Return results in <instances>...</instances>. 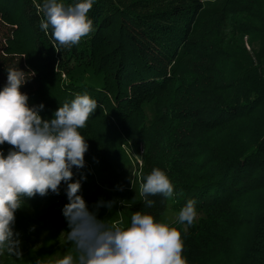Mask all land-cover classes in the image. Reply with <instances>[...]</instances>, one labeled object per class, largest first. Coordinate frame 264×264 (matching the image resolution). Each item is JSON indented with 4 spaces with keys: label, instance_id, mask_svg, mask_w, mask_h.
<instances>
[{
    "label": "trees",
    "instance_id": "1",
    "mask_svg": "<svg viewBox=\"0 0 264 264\" xmlns=\"http://www.w3.org/2000/svg\"><path fill=\"white\" fill-rule=\"evenodd\" d=\"M206 1L214 0H173L143 10L126 0H93L88 13L93 30L70 47L60 46L51 28L47 34L40 29L44 0H0V10L7 19L19 4L17 24L32 36L36 79L29 90H41L44 83L42 96L48 99L51 87L52 107L84 94L97 101L78 129L91 145L85 155L119 165L118 144L128 138L138 145L140 137L147 151L140 185L153 169L164 171L173 184L171 197H148L151 207L141 195L120 203L124 226L136 211L164 223L170 200L174 209L192 200L205 217L186 227L177 220L165 223L180 230L187 264H264V34L251 53L243 41L250 31L222 29L248 1L217 0L219 9L200 16L211 5ZM57 2L67 7L78 0ZM78 67L103 75L102 84L77 82ZM8 69L0 65V74L7 77ZM146 103L155 111L151 120ZM79 170L73 166V180ZM63 194L49 191L29 199L34 206L42 200L54 204L68 200Z\"/></svg>",
    "mask_w": 264,
    "mask_h": 264
},
{
    "label": "clouds",
    "instance_id": "2",
    "mask_svg": "<svg viewBox=\"0 0 264 264\" xmlns=\"http://www.w3.org/2000/svg\"><path fill=\"white\" fill-rule=\"evenodd\" d=\"M92 7L93 0H78L67 7L57 0H44L39 27L45 34L51 28L60 46L76 45L93 30L88 16ZM30 76L19 68H9L7 82L0 88V145L11 146L6 154L0 149V254L22 256L13 228L24 198L45 196L49 191L59 194L64 182L68 203L61 212L69 229L65 243L73 246L75 256L65 254L56 264H187L177 228L140 211L123 226L122 222L99 220L88 210L80 195V180L72 179V168L85 166L88 144L78 129L85 127L99 105L87 94L78 95L44 119L39 114L43 103L30 106L28 95L20 91ZM173 191V184L160 169H153L140 185V195L148 207L153 203L149 196L168 198ZM111 205V201H98L96 207ZM194 205L189 200L181 208L179 223L193 224L197 215Z\"/></svg>",
    "mask_w": 264,
    "mask_h": 264
},
{
    "label": "rangeland",
    "instance_id": "3",
    "mask_svg": "<svg viewBox=\"0 0 264 264\" xmlns=\"http://www.w3.org/2000/svg\"><path fill=\"white\" fill-rule=\"evenodd\" d=\"M133 6H139L141 9L153 10L160 7H166L169 2L173 0H126ZM131 1V2H130ZM245 8L238 14L231 17L223 26L224 31H250L243 35L246 49L251 53H255L260 48L261 35L264 34V0H247ZM211 2L201 10L200 16L203 12L206 14L210 10L219 9L221 2ZM143 7V8H142ZM209 7V8H208ZM13 12L9 18L6 19L5 14L0 10V65H6L8 68H19L24 71L27 76L34 72L36 65L35 59L37 57L32 47V36L30 31L25 30L20 22V6L15 4L12 7ZM17 27V28H16ZM15 29H18L15 31ZM78 74L74 72L77 82L100 85L102 84L101 74H93L91 70L78 67ZM64 78L67 77L64 73ZM36 76L31 75L27 81L21 86L20 91L26 93L29 97L28 103L30 106L39 105L43 103L42 118H51L54 111L58 107L49 106L48 99L52 98L54 90L51 87L47 88L48 99L42 96L45 84H40L41 90H29L27 87L35 83ZM7 82V77L0 74V88ZM49 89V90H48ZM33 103V104H31ZM146 112L148 113V120L153 118L155 111L151 103L145 104ZM138 145H135L133 140L128 139L119 143V151L123 154V158L119 165L109 164L108 162L100 163L91 159L89 155H85V166L80 168L79 177L81 190L80 195L86 201L88 210L94 212L97 219L106 220L108 223L122 222L125 225L126 219L123 217L120 209V203H133L140 198V178L139 168L143 161V155L146 154V144L143 140L137 137ZM9 148L10 145L5 143ZM90 143L88 150H90ZM112 148V147H111ZM1 149V148H0ZM93 150V149H92ZM94 151V150H93ZM98 149L95 153L98 154ZM5 154L7 152L3 151ZM93 154V153H92ZM99 154L98 156H100ZM105 162V161H104ZM77 172V171H76ZM83 176V179L81 177ZM67 185L61 182L59 194H66L65 189ZM51 192V191H50ZM53 193V192H51ZM62 197V196H61ZM58 197H54L56 199ZM60 198V197H59ZM61 199V198H60ZM102 201L105 204L112 202L111 208L107 206L96 207L97 202ZM68 203V200L56 202L52 204L47 200H42L39 206H34L29 198L24 199L22 209H25L27 215L21 217L20 211L15 213L14 232L18 234L17 238L20 241V250L22 256L17 257L10 253L0 254V264H56L58 259L63 258L65 254H72L75 256V251L72 245L65 243V232L68 231V224L62 215L61 209ZM172 202L169 201L167 207L162 214L164 223L178 221V214L181 209H172ZM196 209V218L194 221L205 217L204 212L198 208ZM19 217V218H18ZM30 219V221H29ZM29 221V222H28ZM29 223V224H28ZM18 224L23 227V231L18 229ZM185 227L186 224H183Z\"/></svg>",
    "mask_w": 264,
    "mask_h": 264
}]
</instances>
